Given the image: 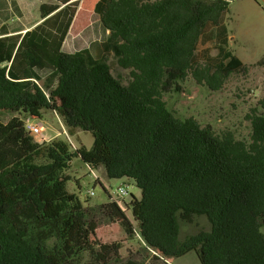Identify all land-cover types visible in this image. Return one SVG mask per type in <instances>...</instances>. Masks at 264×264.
Instances as JSON below:
<instances>
[{
	"label": "trees",
	"instance_id": "1",
	"mask_svg": "<svg viewBox=\"0 0 264 264\" xmlns=\"http://www.w3.org/2000/svg\"><path fill=\"white\" fill-rule=\"evenodd\" d=\"M230 4L99 0L93 17L105 39L69 53L80 0L41 5L42 21L26 26L11 21L22 15L17 1L0 0V264H142L123 261L122 241L100 235L104 223L139 236L155 264L191 252L202 264H264V99L248 142L178 117L162 93L188 74L220 90L246 67L232 49ZM111 53L129 84L112 73ZM42 110L72 136L91 133L93 145L4 130ZM76 158L133 180L141 197L125 209L111 198L86 204L68 190ZM185 226L194 230L182 237Z\"/></svg>",
	"mask_w": 264,
	"mask_h": 264
},
{
	"label": "rangeland",
	"instance_id": "2",
	"mask_svg": "<svg viewBox=\"0 0 264 264\" xmlns=\"http://www.w3.org/2000/svg\"><path fill=\"white\" fill-rule=\"evenodd\" d=\"M228 24L232 33V49L246 64L241 71L232 73L220 90H212L199 82L192 74L185 78L172 81L167 80L163 86V99L168 107L180 118H195L203 126H211L216 132L231 131L238 140L250 141L252 134V117L260 108V101L264 99V66L258 61L264 56V0H230ZM91 9V8H89ZM111 71L119 76L124 84L131 80L130 70L121 68L114 53L108 61ZM119 74V75H118ZM259 112H262L258 110ZM28 119L43 123L46 127L41 136H34L38 141L63 139L70 143L73 149L81 144L91 147L94 137L89 132H82L79 136H72L70 142L63 134L67 127L61 117L53 111L42 110L38 114L28 116L20 114L4 130L9 131L19 126L30 133L26 128ZM69 133V132H68ZM31 134V133H30ZM70 134V133H69ZM80 159H74L68 174V190L76 192L86 204L94 206L110 200L109 194L122 183H128L130 194L141 197V190L134 181L126 177L108 179L101 169L92 170ZM94 190L93 196H88ZM201 224L205 220L201 219ZM194 228L185 226L182 237L192 232ZM99 233L104 238L122 241L123 261L133 259L142 264H155V251L147 247L138 236L127 238L118 224L104 223ZM170 264H202L195 252L180 258H169Z\"/></svg>",
	"mask_w": 264,
	"mask_h": 264
},
{
	"label": "crops",
	"instance_id": "3",
	"mask_svg": "<svg viewBox=\"0 0 264 264\" xmlns=\"http://www.w3.org/2000/svg\"><path fill=\"white\" fill-rule=\"evenodd\" d=\"M18 7L22 11V15L14 14L12 22L16 24H22L26 26L29 21L35 15V20L42 21L40 14L41 5H53L58 4L59 0H16ZM99 0H80V5L76 16L71 25L68 38L66 39L65 50L69 53L76 52L80 48H90L96 42H101L105 39L106 31L99 21L93 17L94 8ZM8 4L11 5L12 0H7ZM32 6L33 9H32ZM91 8V9H89ZM2 25V23H1ZM0 25V27H1ZM109 34V31H107ZM232 43V34H231ZM82 132H79L76 136H79ZM103 175L108 178L106 170L102 167ZM110 179V178H108Z\"/></svg>",
	"mask_w": 264,
	"mask_h": 264
},
{
	"label": "built area",
	"instance_id": "4",
	"mask_svg": "<svg viewBox=\"0 0 264 264\" xmlns=\"http://www.w3.org/2000/svg\"><path fill=\"white\" fill-rule=\"evenodd\" d=\"M26 128L27 130L33 135V136H41L45 130L46 127L43 123L34 120V119H28L26 122ZM63 134L66 135L67 139L72 142L71 135L67 132L65 129ZM94 168H91V173L96 176V179L100 181L98 176L93 173ZM129 184L128 183H122L119 185L117 188L113 190V194H109V197L111 198L112 201L116 202L119 206H121L123 209L126 208V203L128 202L127 197L130 194L129 191ZM95 194L94 190L89 191L88 196H93Z\"/></svg>",
	"mask_w": 264,
	"mask_h": 264
}]
</instances>
